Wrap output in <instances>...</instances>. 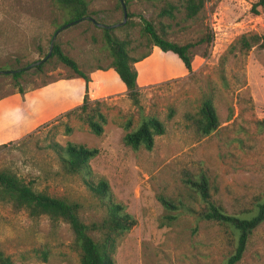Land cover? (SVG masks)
<instances>
[{
	"label": "rangeland",
	"instance_id": "obj_1",
	"mask_svg": "<svg viewBox=\"0 0 264 264\" xmlns=\"http://www.w3.org/2000/svg\"><path fill=\"white\" fill-rule=\"evenodd\" d=\"M256 1L205 0L198 14L187 18L184 0H127V18L112 30L128 40L131 56L151 52L146 21L171 41L195 43L190 48L192 72L154 83L180 74L182 62L158 50L142 64L136 79L138 104L127 92L99 98L89 92L94 82L112 91L123 87L115 71H107L111 56L101 27L85 19L59 31L55 43L88 76V98L101 101L106 123L103 134L96 136L77 112L65 114L82 101L56 118L46 117L63 106V96L77 94L78 84L57 83L75 74L69 67L56 56L41 70L26 67L47 54L62 23L55 1L0 0V71L26 67L16 80L12 72L0 73V140L7 139L0 142V169L14 172L36 190L77 202L81 219L90 223L102 217L101 201L79 176L61 170L49 142L97 147L99 153L90 161L93 173L107 179L114 199L136 220L118 240L117 264H225L234 249L229 228L187 213L162 226L166 211L156 196L161 193L203 210L205 203L185 182L201 172L208 177L211 200L228 213L247 216L264 196V39L249 50L239 42L242 35H264V10L259 15L251 10ZM88 2L96 21H122L120 0ZM171 5V15L160 14ZM94 69L104 74L98 77ZM78 78L86 89L85 79ZM206 96L213 99L219 126L201 137L193 117ZM142 112L157 116L166 127L151 150H133L122 141L125 132L137 126ZM0 249L16 264H80L65 221H53L45 214L32 217L2 200ZM236 264H264V221L253 230Z\"/></svg>",
	"mask_w": 264,
	"mask_h": 264
},
{
	"label": "trees",
	"instance_id": "obj_2",
	"mask_svg": "<svg viewBox=\"0 0 264 264\" xmlns=\"http://www.w3.org/2000/svg\"><path fill=\"white\" fill-rule=\"evenodd\" d=\"M54 1L62 14V23L58 25L57 29L68 23H76L85 20L86 17H92L93 11L89 9L88 0ZM123 1L127 5V0ZM204 3L205 0H184L185 16L187 18L196 16L203 8ZM173 8L171 5L168 9H163L160 14L171 15ZM261 9L264 10V0H257L251 7L255 15H259ZM101 30L105 47L111 56L109 67L115 70L123 82L129 98L134 104H138L140 91L136 83L137 71L133 64L147 57L150 51L139 57H133L130 55L128 40L120 39L113 33L112 28L101 27ZM144 32L149 35L148 41L152 45L157 46L162 51L175 53L188 72H192L190 48L195 43L180 44L171 41L157 32L148 21L144 26ZM207 38L210 39L211 36ZM263 39L264 35L253 33L248 36L242 35L239 42L243 49L249 50L252 46L260 44V40ZM200 41L202 42L203 39H200ZM53 56H56L59 62L69 67L86 81V89L81 105L67 111L65 114L77 112L89 131L96 136H100L104 132L106 116L101 110V101H92L88 98V76L71 56L63 52L58 43H54L52 53L48 59ZM44 62L35 65V68L41 70ZM26 67L18 68L19 70L15 69L16 71L12 72V77L16 80ZM17 88L19 93L23 92L22 87L17 86ZM193 123L201 137L209 135L219 126V119L213 99L210 96L202 99L199 110L193 117ZM129 124L130 122L127 123V126ZM165 130V123L160 118L142 112L137 126L127 130L122 137V141L133 150L140 148L151 150L154 146L155 137L164 134ZM67 131H70V129L68 128ZM49 148L54 152L61 170L67 175L79 176L89 191L101 201L104 213L100 220L85 223L79 215V204L77 202L36 190L30 183L8 169H0V200L11 203L12 207L17 210L25 209L32 217L45 214L53 221L58 219L65 221L72 231L73 244L79 251L80 264H117L114 260V253L118 240L136 224V220L126 211L124 204L114 199L107 179L102 176L97 177L93 173L90 161L98 155L99 149L72 141L61 144L55 140L49 142ZM185 182L194 189L200 200L205 203L204 209L197 211L189 204L182 201L175 202L159 193L156 197L166 211L159 224L162 226L170 225L180 214L187 213L196 214L198 218L215 221L226 226L234 235V249L227 257L225 264H236L242 258L253 230L264 221V196L257 200L254 207L249 211V215L242 216L226 212L221 205L211 200L208 177L205 173L201 172L196 178L187 177ZM92 232H96L99 237L95 239L91 234ZM0 264L16 263L10 255L0 249Z\"/></svg>",
	"mask_w": 264,
	"mask_h": 264
},
{
	"label": "crops",
	"instance_id": "obj_3",
	"mask_svg": "<svg viewBox=\"0 0 264 264\" xmlns=\"http://www.w3.org/2000/svg\"><path fill=\"white\" fill-rule=\"evenodd\" d=\"M153 47H152V49H151V52H150V54L147 56V57H145L144 59H142V60H140V61H137V62H135V68H136V71H137V77L140 75V73H141V71H142V68H141V66H142V64L144 63V62H146L148 59H150V57H152V55L154 54V53H156L158 50H160L157 46H155V45H152ZM160 51H162V50H160ZM163 52H166L167 54H168V57L167 58H169V59H171L172 61H174V62H178L179 60H180V58L175 54V53H173L172 51H163ZM179 60H178V59ZM181 61V60H180ZM182 62V61H181ZM183 64V63H182ZM183 66H184V64H183ZM182 67V66H181ZM111 69H113V68H109L107 71L108 72H110L111 73ZM114 70V69H113ZM94 72L93 73H95V75H100V74H104V72H102V73H100V71H102L101 69L100 70H93ZM115 71V70H114ZM188 72V70L186 69V67L184 66L183 68H182V72L180 73V74H172V75H168V76H166L165 78H163V79H160V80H155V81H153L154 83H158L159 81H162V80H167V79H170V78H172V77H178V76H181V75H183V74H185V73H187ZM92 73V76L94 77V74ZM116 73V72H115ZM99 75H98V77H99ZM116 75H117V73H116ZM79 76L78 75H76V74H74L73 76H71V77H69V78H63V79H58V82L57 83H62V82H67L68 80H70V81H68V82H73L74 84L76 83V84H78V90H77V94H76V96H73V95H69V96H63V106L62 107H60L56 112H54L53 114H50L49 116H46L47 118L48 117H51V119H53V118H56L57 117V115L60 113V112H62V111H64V110H67V109H69V108H71V107H73L74 105H76V104H78L79 102H81L82 101V99H83V95H84V80L82 79V78H78ZM98 77H97V79H98ZM117 77L119 78V76L117 75ZM75 78V79H74ZM76 79H78V81L76 80ZM119 80H120V78H119ZM121 81V80H120ZM122 82V81H121ZM66 84V83H65ZM122 84H123V82H122ZM150 84V82H144L143 83V85H149ZM117 91V92H116ZM127 90H126V87L124 86V84H123V87L121 88V89H119V90H115V91H112V90H110V89H108L107 87H102L101 85H100V82H94V83H91V85H90V87H89V92H90V94H91V96L93 97V98H99V97H103V96H107V95H116V94H118V93H123V92H126ZM66 95H68L67 93H65ZM46 117H44L45 119H46ZM43 118V119H44ZM28 131H30L29 129H28ZM4 140H7V139H3V140H0V142H3Z\"/></svg>",
	"mask_w": 264,
	"mask_h": 264
},
{
	"label": "water",
	"instance_id": "obj_4",
	"mask_svg": "<svg viewBox=\"0 0 264 264\" xmlns=\"http://www.w3.org/2000/svg\"><path fill=\"white\" fill-rule=\"evenodd\" d=\"M120 2H121V5H122V8H123V19H122V21H120V22H118V23H113V24H104V23H101V22L96 21V20H95L94 18H92V17H86V19L91 20L92 23H94L96 26H99V27H102V28H114V27H116V26H118V25H121L122 23L125 22V20H126V18H127V12H126V6H125L123 0H120ZM74 23H75V22L68 23V24H66V25H63V26L60 27L59 29H57V30L55 31V33L53 34L52 38H51V41H50V45H49V49H48L47 54H46L43 58H41V59H39V60H37V61L31 63L29 66H35V65H37V64H40V63L46 61V60L50 57V55H51V53H52V50H53V46H54V43H55V39H56L57 33H58L59 31L65 29L66 27H68V26H70V25H73ZM29 66H28V67H29ZM18 70H19V69H18ZM15 71H16V70H11V71H9V70H1L0 73L15 72Z\"/></svg>",
	"mask_w": 264,
	"mask_h": 264
}]
</instances>
